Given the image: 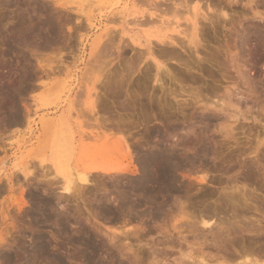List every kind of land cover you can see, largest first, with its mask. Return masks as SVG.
Listing matches in <instances>:
<instances>
[{
  "label": "rangeland",
  "instance_id": "374dc122",
  "mask_svg": "<svg viewBox=\"0 0 264 264\" xmlns=\"http://www.w3.org/2000/svg\"><path fill=\"white\" fill-rule=\"evenodd\" d=\"M159 1L153 2L160 4H157L160 10H168L174 6L169 9L171 12L167 11L169 13L166 15V10H163L165 15L163 11L159 14L161 11L150 7L153 6L152 0H0V166L3 167L0 174V264H11V249L19 251L21 248V253L30 252L37 235L43 236L48 242L49 253L45 259H38L34 264H54L51 260L53 254L61 255L65 260L64 264H86L82 257H78L81 255L78 252L86 254L92 248L94 250L89 253H96V257L98 255L106 264H114V261L116 264H198L202 260L207 264H264V0H188L184 6L181 5L183 7L179 5L180 9L176 4L179 0ZM187 4L190 5L189 9ZM193 7L200 13L198 20L201 19L200 23L197 20V30L200 32L197 31L196 43L199 45L189 44L186 38L182 43L181 38V42L172 43L173 46L162 35L172 33L179 40L175 36L177 33L163 24L162 28L161 22L163 19V23L169 20H179L181 23L185 20L180 28L186 27L192 19L190 12ZM174 9L181 10L180 14L176 12L180 17ZM160 18L163 19L160 21ZM138 20H142V24ZM131 38H137L138 42ZM166 40L167 45L164 44ZM161 51L166 54L163 55ZM156 77H160L166 85L176 88V93L179 85H183L193 96L186 97L185 104L182 102L185 94L177 93L175 98L173 95H165L164 99L163 94L159 95L162 91L154 80ZM109 82L112 87L120 86L123 93L125 89H129L130 95H142L134 99L136 103L127 98L129 100L126 101L131 102L129 105H136L129 107L127 103L128 107L122 111L117 103L123 97H116L108 92ZM151 93L155 97H151L152 108L146 104L148 111L142 110L144 103L148 101L147 95ZM158 96L161 98L160 104L155 103L158 102ZM103 99L113 106L110 109L113 110L112 114L121 110L122 120L127 112L131 114L133 108L132 111H135L132 113L135 115L137 112L138 115L132 114L133 117L127 113L125 119L131 120L135 125L138 123L137 126L134 128V125H124L126 130L131 129L130 133L124 129L125 132L122 125L114 126L111 123L108 127V122L105 126V122L101 124L100 120L94 126L93 122L99 115L98 119L105 117H102L100 108H95L97 104L99 107L100 102L103 103ZM207 102L212 103V106L216 104V110H219L211 111L206 108L208 105L203 104ZM114 105H117L116 108ZM159 105L163 106L161 111ZM138 106L142 107L138 109ZM89 108L91 109L88 110ZM234 113L239 115L236 114V118L228 116ZM143 118L149 119L145 120L148 123ZM91 123L93 124L90 125ZM78 124L81 125L79 132L82 134L78 133ZM99 124L109 130H98L101 127ZM147 124L152 129L165 131V139L170 144L178 142L181 145L180 139L184 136L192 139L203 134L201 138L208 153L200 162L193 161L192 167L190 163L189 169L187 167L177 173V183L181 188L165 196L168 200L160 220L146 219L142 222L145 229L137 231L139 236L128 234L126 237L125 231H134L130 226L133 228L139 225L137 220H131L124 225V218L122 222V217L115 218L112 214L106 218L99 214L92 216L90 213L95 202H90L102 193L100 184L109 189L107 192L114 193L111 187L114 182H124L134 175L93 172L89 177L94 182L78 187L79 193L83 190V199L77 190L78 194L73 192L71 195L61 192L64 179L57 175L53 160L70 167L72 172L83 171L89 164H106L108 160L113 161L109 165H123L128 160L123 156L122 146L117 139L120 142L123 138L134 140ZM100 129L105 134H99ZM100 136L101 139L98 140ZM115 140L117 144L114 143ZM192 145L191 143L190 146ZM109 148H112L111 152ZM194 150L195 148H186L189 154ZM23 168L29 173L27 179L23 178ZM12 174L14 177L17 176L15 174L19 176L14 178ZM42 177L49 180L50 185L46 186ZM18 182L23 186H18ZM241 183L246 184L245 189L236 192ZM19 187L26 190H22V195L18 191ZM28 192L37 195L38 200L42 197L51 202L54 200L56 203L52 202V211L55 209L53 214L58 217L56 219L60 218L57 213L61 214V220L34 222L30 215L32 209L36 206L38 211L35 215L40 214V220L43 207L40 203L32 204L33 200ZM18 195L23 197L17 198ZM19 200L27 204L24 205ZM63 218L66 220L61 224ZM194 220L198 222L195 221L194 224ZM82 236L90 239L93 244L88 251L84 250L85 246L81 243L72 241L80 237L84 239ZM68 257H74L71 259L72 263Z\"/></svg>",
  "mask_w": 264,
  "mask_h": 264
},
{
  "label": "bare ground",
  "instance_id": "6f19581e",
  "mask_svg": "<svg viewBox=\"0 0 264 264\" xmlns=\"http://www.w3.org/2000/svg\"><path fill=\"white\" fill-rule=\"evenodd\" d=\"M154 0H152V5L153 6H150V7H155V9H157V10H159V11H161L159 14H161L162 13V11L163 10H166V9H161L160 10V6H159V8H158V6H157V4L158 5H160L159 3H155V2H153ZM159 1V0H158ZM186 1H188V0H179L176 4H177V6H178V8L180 9L181 7H183L187 2ZM160 2V1H159ZM185 3V4H184ZM189 3V2H188ZM154 4L156 5V6H154ZM162 4V3H161ZM174 4V3H173ZM173 4H171V5H173ZM167 5V4H166ZM179 5L181 6V5H183V6H181V7H179ZM188 6V4L186 5V7ZM190 6V5H189ZM188 6V9L190 8ZM149 7V8H150ZM157 7V8H156ZM170 7V6H169ZM169 7H167V9L169 8ZM174 6H172L171 8H169L170 10L173 8ZM148 8V9H149ZM166 8V7H165ZM177 8V9H178ZM70 9V8H69ZM154 9V10H155ZM169 9L168 10H166L165 11V13L167 12V11H169ZM178 9V10H179ZM183 9L184 8H182V11H183ZM178 10H176L175 11V9L173 10L175 13L178 11ZM192 12H190V11H188V10H184V12H186V11H188V12H190V13H192V19L191 20H189V22L186 24V22L188 21V19L186 20V22H184V24H186L187 26L186 27H182V28H180L181 27V23L183 22V21H185V20H183V21H181V23L179 22V20H176L175 22H174V24H171V22H172V20H171V22H169V21H166V22H164L163 23V21H164V19L163 18H160V21L163 19V21L161 22V25L163 24L164 25V27H166L167 29H172V31L174 30V32H176L177 34L175 35V36H178V38H179V40L178 39H176L177 37H174L173 35H172V33L170 34V35H172V36H170L169 34L167 35H162V37L163 38H166V39H168V42H170L171 44L172 43H178L177 41H180L181 42V38H183V41H182V43L184 42V38H186L187 40L186 41H188V43L189 44H195L196 42H197V40H196V38H197V31H199V30H197V20H198V16H199V14L200 13H197V8L196 7H193L192 8ZM83 11V10H82ZM138 13L139 12H141V11H137ZM143 12V11H142ZM146 12V11H145ZM169 12H171V11H169ZM168 12V13H169ZM179 12V14L181 13V10L180 11H178ZM117 14H121V12H116ZM144 13V12H143ZM142 13V14H143ZM154 13V12H153ZM163 13H164V11H163ZM165 13H164V15H165ZM168 13H166V15L168 14ZM146 15L148 14V13H145ZM149 14H151L150 12H149ZM154 14H156V13H154ZM177 15H178V13H176ZM183 14H185V13H183ZM183 14H181V16L183 15ZM189 14V13H188ZM206 15H207V13H205ZM214 14V13H213ZM157 15V14H156ZM175 15V14H174ZM202 15V14H201ZM200 15V16H201ZM144 16V15H143ZM157 16H161V15H157ZM179 17H180V15H178ZM210 16H211V14H210ZM162 17V16H161ZM178 17V18H179ZM206 16H204V14L202 15V18H204V19H206L205 18ZM207 17H209L208 15H207ZM120 18H122L123 19V16H121ZM146 18H148V17H146ZM187 18V17H186ZM214 18V17H213ZM213 18H211V19H213ZM155 19V18H154ZM208 19V18H207ZM66 20V19H65ZM146 20V22H149V21H147V19H145ZM152 20H153V18H152ZM201 20V19H200ZM200 20H198V22L200 21ZM214 20V19H213ZM213 20H212V22H213ZM137 21V20H136ZM154 21V20H153ZM157 21V20H156ZM46 22V21H45ZM138 22H139V24L141 23L142 24V20H138ZM138 22H136V23H138ZM143 22H145L144 21V19H143ZM150 22H152L151 20H150ZM167 22H169L168 24H166ZM172 22V23H173ZM160 23V22H159ZM200 23V22H199ZM138 24V25H139ZM166 24V25H165ZM160 25V24H159ZM161 25H160V27H161ZM163 25H162V28H163ZM170 25H172V26H170ZM183 25V24H182ZM199 26V25H198ZM189 27V28H188ZM39 28V27H38ZM161 29V28H160ZM38 31V30H37ZM43 31V30H42ZM111 31V30H110ZM159 31V30H158ZM165 31V30H164ZM168 30H166V32H167ZM153 32H156V31H153ZM165 32V33H166ZM200 32V31H199ZM147 33H148V31H147ZM159 33V32H158ZM38 34V33H37ZM40 34V33H39ZM160 34H162V33H160ZM164 34V33H163ZM180 34H182V37H179V35ZM151 34H149V36H150ZM156 35V34H155ZM158 36V35H157ZM153 37V36H152ZM155 37V36H154ZM52 38V37H51ZM54 38V37H53ZM157 38V37H156ZM150 39V38H149ZM148 39V40H149ZM161 39V38H160ZM181 39V40H180ZM131 40L132 41H137V38L135 39V38H131ZM151 40V39H150ZM111 41V40H110ZM138 42V41H137ZM152 42V41H151ZM150 42V43H151ZM155 42V41H154ZM163 40H162V44H163ZM168 42H167V40H166V43H164V44H168ZM179 42V43H180ZM156 43H159V42H156ZM182 43H180L181 45H183ZM145 44V43H144ZM155 44V43H154ZM197 45H199L198 43H196ZM103 45H104V43H103ZM160 45V44H159ZM173 45V44H172ZM257 45V44H256ZM165 45H163V47H164ZM174 46V45H173ZM183 46H185V45H183ZM260 46H261V44H260ZM111 47V46H110ZM150 47V46H149ZM162 47V46H161ZM189 47V46H188ZM196 47H198V46H196ZM259 47V46H258ZM164 48H166V46L164 47ZM163 48V49H164ZM162 49V50H163ZM173 49V48H172ZM101 50V49H100ZM147 52H149V48H147ZM151 50V49H150ZM166 51V50H165ZM102 52H104V51H102ZM155 52V51H154ZM174 52H175V50H174ZM161 53H163L162 51H161ZM172 53V52H171ZM257 53V52H256ZM258 53H259V51H258ZM96 54V53H95ZM157 54V53H156ZM166 54V52H164L163 53V55H165ZM261 54V53H260ZM259 54V55H260ZM102 55V54H101ZM161 55V54H160ZM168 55V54H167ZM175 55V54H174ZM259 55H257V57L259 56ZM262 55H264V54H262ZM95 56V55H94ZM153 56V55H152ZM178 56V55H177ZM97 57V56H96ZM260 57V56H259ZM102 58V57H101ZM166 58H168V56L166 57ZM261 58H263L262 56H261ZM99 59H100V57H99ZM154 60V59H153ZM156 60V59H155ZM262 60V59H261ZM97 61V60H96ZM158 61V60H157ZM95 62V61H94ZM99 62H100V60H99ZM258 62V61H257ZM260 63V62H259ZM154 64H155V61H154ZM159 64H160V62H159ZM159 66V65H158ZM157 66V67H158ZM128 67V66H127ZM148 67L146 66V69H147ZM151 67H149V69H150ZM160 69H162L161 67H159ZM68 70V69H67ZM100 70V69H99ZM166 70H168V69H166ZM166 70H164V71H166ZM53 71V70H52ZM145 71V70H144ZM148 71H150V70H148ZM48 72H50V71H48ZM100 72V71H99ZM129 72V71H128ZM158 72V71H157ZM130 73V72H129ZM133 73V72H132ZM146 73H147V71H146ZM162 73V72H161ZM166 73H167V71H166ZM178 73V72H177ZM148 74V73H147ZM156 74H158V73H156ZM168 74H169V72H168ZM167 74V75H168ZM146 75V74H145ZM150 75V74H149ZM155 75V74H154ZM159 75V74H158ZM165 75V74H164ZM44 76V75H43ZM171 77V76H170ZM157 78V79H156ZM154 80H156V84H158V88H160V90L162 91L161 92V94H159V95H162V97H164L165 95L166 96H168V95H173V97L175 98V97H177V96H175V95H177V93H178V95H182V94H185L186 96H185V98H183L182 99V102L185 104V101H186V97H189V96H191L192 94L190 93V91H187V89L186 88H184L183 87V85H179V87H178V92L176 93V88H174V87H171V85L170 86H168V85H166L165 83H163L162 82V80H161V78L159 77H156ZM26 79V78H25ZM90 80V79H89ZM108 80V79H107ZM183 80H184V78H183ZM116 81H114V83H115ZM158 82V83H157ZM110 83V82H109ZM165 84V85H164ZM110 85H111V83H110ZM108 86V88L110 89H108V92L110 91L112 94H114L115 96L117 95L118 97H123L122 98V100L120 99V98H117L118 100H121L120 101V103H117V102H115V100L113 101V102H115V104L117 103V104H120V105H116L117 107H119V109L121 108L122 109V111H124V109H126L127 107H128V105H129V102L130 101H126V99L127 98H129V99H131V100H133V101H131V102H134V103H136L135 101H134V99H136V97L138 98V96H140V95H142L141 93H140V95H138V94H131L130 95V93L128 92V90L129 89H125L124 90V93L122 92V90H121V87L120 86H118V85H116V86H114V87H112V85L111 86ZM94 86V85H93ZM141 86V85H140ZM145 86V85H144ZM81 87V86H80ZM83 87V86H82ZM142 87V86H141ZM146 87V86H145ZM149 87V86H148ZM155 87V86H154ZM95 88V87H94ZM104 88H106V87H104ZM92 89H93V87H92ZM123 89V88H122ZM148 89V88H147ZM157 89V88H156ZM186 89V90H185ZM82 90H83V88H82ZM81 90V91H82ZM94 90V89H93ZM107 90V89H106ZM105 91V90H104ZM130 91V90H129ZM159 91V90H158ZM88 92H90V91H88ZM93 92V91H92ZM107 92V91H106ZM107 92V93H108ZM141 92V91H140ZM143 92V91H142ZM82 93V92H81ZM104 93V92H103ZM106 93V94H107ZM124 95H123V94ZM193 93V92H192ZM110 94V93H109ZM82 95V94H81ZM90 95H92V94H90ZM153 94L151 93V94H149V95H147V98H148V101L146 102V103H144L145 104V109H144V107H142V106H140V108L142 107L143 109L142 110H147L146 108H148V107H151V105H152V101H151V97H153L152 96ZM158 95V94H157ZM156 95V96H157ZM227 95V94H226ZM116 96V97H117ZM149 96V97H148ZM193 96V95H192ZM191 96V97H192ZM100 97V96H99ZM108 97V96H107ZM131 97H134V98H131ZM142 97H144V96H142ZM146 97V96H145ZM95 98V97H94ZM98 97H96V99H97ZM112 98V97H111ZM140 98V97H139ZM146 98V99H147ZM153 98H155V97H153ZM152 98V100H154ZM159 98H160V96H158V99H156L158 102H155V103H158V104H160V101H159ZM229 98V97H228ZM107 99V98H106ZM109 99V98H108ZM107 99V100H108ZM129 99H127V100H129ZM141 99V98H140ZM161 99V98H160ZM164 99H165V97H164ZM167 99V98H166ZM222 99V98H221ZM221 99H219V100H221ZM95 100V99H94ZM100 100V99H99ZM104 100V99H103ZM179 100H181V98L179 99ZM223 100V99H222ZM97 101V100H96ZM137 101V100H136ZM139 101V100H138ZM164 101V100H163ZM166 101V100H165ZM225 101V100H224ZM93 102H95V101H93ZM97 102H99V101H97ZM103 103L101 104V102H100V105H99V107H97V105H96V109L97 108H100V110L103 112V116L102 117H104V119H98V118H100L99 116H98V118H96V116H95V118H96V122L94 121L93 123H94V126H95V123H97V120L99 121L100 120V122H101V124L103 123V121L105 122V126L106 125H108L107 124V122L109 123V126L108 127H110V124L112 123L114 126H121L122 125V128H123V130L126 128V126L127 125H131L132 127H133V125H134V128L137 126V124L138 123H136V125H135V123H132V121L130 120H128L127 121V119H125V116H126V118H127V110L125 111V112H127L125 115L122 113V115H124L123 117H124V120L126 121V122H122V121H124V120H122L121 119V110L119 111V112H116V113H111L112 111L110 110V109H113V106L111 105V103L109 104L108 102V104L105 102V100L104 101H102ZM130 102V103H131ZM142 102V101H141ZM144 102V101H143ZM152 102V103H151ZM167 102V101H166ZM165 102V103H166ZM220 102V101H219ZM227 102V101H226ZM128 103V105L126 106V104ZM208 103V102H207ZM204 103L203 105H208V106H206V108H208V109H211V111L212 110H216V104H214V106H212L211 104L212 103ZM217 103V102H216ZM95 104V103H94ZM146 104H148L147 106L148 107H146ZM169 104V103H168ZM177 104V103H176ZM219 104V103H218ZM221 104V103H220ZM223 104V103H222ZM111 105V106H110ZM136 105V104H135ZM135 105H133V104H131V105H129V107H133V106H135ZM182 105V104H181ZM94 106V105H93ZM115 106V105H114ZM116 106L114 107V108H116ZM156 106H157V104H156ZM160 107H159V109L160 108H162L163 106L162 105H159ZM178 106V105H177ZM223 106V105H222ZM231 106V105H230ZM169 107V106H168ZM171 107V106H170ZM173 107V106H172ZM181 107V106H180ZM95 108H92V109H95ZM139 108V106H138V109H140ZM152 108V107H151ZM150 108V109H151ZM175 108V107H174ZM179 108V107H178ZM206 108H204L205 110H206ZM218 108H221V107H218ZM224 108V107H223ZM91 108H89L88 110H90ZM172 109V108H171ZM203 109V110H204ZM207 109V110H208ZM87 110V109H86ZM98 110V109H97ZM117 111H118V109H116ZM132 110H133V108H132ZM130 111V113L131 114H129V116L131 115V116H133L134 115V113H132V112H134V111ZM182 110V109H181ZM219 110V109H218ZM218 110H216V111H218ZM221 111H222V109H220ZM92 111V110H91ZM90 111V112H91ZM148 111V110H147ZM159 111H161V109L159 110ZM236 111V110H235ZM78 112V111H77ZM124 112V113H125ZM154 112V111H153ZM163 112V111H162ZM165 112V111H164ZM223 112H225V111H223ZM87 113V112H86ZM85 113V114H86ZM93 113V115H95L94 114V111L92 112ZM95 113H96V111H95ZM99 113V112H98ZM139 113V112H138ZM170 113V112H169ZM80 114V113H79ZM100 114V113H99ZM133 114V115H132ZM140 114V113H139ZM142 114V113H141ZM140 114V115H141ZM147 114V113H146ZM150 114V113H149ZM155 114V113H154ZM161 114V112L159 113V115ZM173 114V113H172ZM183 114V113H182ZM237 114V113H236ZM236 114L234 113L233 115L232 114H229L228 116L231 118H233V117H235L236 116ZM244 114V113H243ZM82 117H84L83 116V114H80ZM101 115H102V113H101ZM110 115V116H109ZM113 115V116H112ZM136 116L138 115L137 114V112H136V114H135ZM134 115V116H135ZM142 115H144V114H142ZM227 115V114H226ZM239 114H237V116H238ZM240 115H242V114H240ZM112 116V117H111ZM128 116V117H129ZM133 116V117H134ZM161 116V115H160ZM163 116V115H162ZM169 117H170V115H168ZM207 117H208V115H206ZM212 116V115H211ZM243 117H244V115H242ZM26 117V116H25ZM86 117H87V115H86ZM101 117V118H102ZM108 117H110V118H108ZM213 117V116H212ZM211 117V118H212ZM62 118H64L65 119V117H62ZM107 118V119H106ZM140 118V117H139ZM147 118V117H146ZM146 118L144 119V121L146 120ZM149 118V117H148ZM155 118H156V116H155ZM210 118V117H209ZM228 118V117H227ZM236 118V117H235ZM25 119V118H24ZM64 119H62V120H64ZM93 119V118H92ZM142 119V120H143ZM159 119V118H158ZM157 119V120H158ZM161 119H162V117H161ZM160 119V120H161ZM229 119V118H228ZM83 120V119H82ZM81 120V121H82ZM94 120V119H93ZM147 120H149V119H147ZM146 120V121H147ZM39 121V120H38ZM45 121H46V119H45ZM65 121V120H64ZM64 121H62V123L64 122ZM145 121V122H146ZM24 122V121H23ZM47 122V121H46ZM127 122H131V124L130 123H128L127 124ZM136 122V121H135ZM144 122V123H145ZM50 123V122H49ZM66 122H64V124L63 125H66L65 124ZM93 123H91L90 125H92ZM126 123V124H125ZM143 123V124H144ZM146 123H148V122H146ZM71 124V123H70ZM101 124H99V126L101 125ZM141 124V123H140ZM47 125V124H46ZM50 126H51V124H49ZM49 125H48V127H49ZM82 125L84 126V122L82 123ZM89 125V124H88ZM124 125H126V126H124ZM61 126V125H60ZM67 126V125H66ZM69 126V125H68ZM102 126L103 125H101V127H96L98 130H99V128H101V129H104V128H102ZM104 126V127H105ZM124 126V127H123ZM130 126V127H131ZM141 126V125H140ZM188 126V125H187ZM42 127V126H41ZM72 127V126H71ZM71 127H69V128H71ZM76 127H77V125H76ZM108 127H107V129H104L103 131H106V130H109L108 129ZM130 127H129V129H130ZM175 127V126H174ZM66 128H68V127H66ZM78 133H81L82 134V132H79V128H81V125L80 124H78ZM111 128H112V130H113V127H112V125H111ZM116 128V127H115ZM122 128H120V127H118V129H122ZM128 128V127H127ZM142 128V127H141ZM190 128V127H189ZM82 129V128H81ZM100 129V132H98L99 134L101 133H103V131ZM117 129V128H116ZM159 129V128H158ZM157 128L156 129H152V128H150L149 126H148V124L147 125H144L143 126V130H142V132L139 134V136L137 135V137H134L133 135H131V134H133L132 132H131V134H130V136H133L135 139L132 141H130V136L128 137V138H130L129 140H127V138H123V139H121V138H119V140L121 139V142L122 143H124V144H120L121 142L120 141H118V139H117V142H118V144L120 145V146H122L121 147V149H122V151H123V156H126V159L128 160L127 161V163H125V164H123V165H119L118 163H117V165H119V166H113V165H109L108 163H111V162H113V161H107L106 162V164L104 163V164H97V165H90L89 164V166L88 167H86L85 168V166H84V168H85V170H83V171H77V172H72L71 171V169H70V167H68V166H62V165H60L58 162H57V160H53L54 161V166H55V170H56V173H57V175H61V177H63V179H64V181H63V185H62V191L61 192H63L64 194L65 193H67V194H72L73 192H76V190L78 191L79 190V188H80V186L81 187H83V185L84 186H86V184H88V183H92V182H94L89 176H90V174H93V172H101V173H103V174H115V173H130V174H132V175H134V177L133 178H130V179H127L126 181H124V182H121V181H116V182H114L113 184H112V188H113V192L115 193H110V192H107L109 189H107V187L104 185V184H100L99 185V187H100V192H102V193H99V196L97 197L96 195H95V197H97V199L96 200H91V202L90 203H93V202H95V204L93 205L94 207H92V209H91V213H90V215H94L95 217H96V215H98L99 214V216H101V217H103V218H106L108 215H110V214H112V215H114V217L115 218H120L121 219V217H122V222H123V218H124V225L127 223V222H129V221H135V220H137L138 222H139V225H135V226H133V228H132V226H130V228L131 229H133L134 231H131V230H129L132 234H130V232L129 233H127L128 232V230L127 231H125V233H124V231H123V233L125 234V236L127 237L128 236V234H129V236L130 235H137L138 233H137V231L138 230H144L145 228L143 227V223L142 222H145L144 220H146V219H148V220H155V219H158L159 217H161V216H163L162 215V212L164 211V205L167 203V200L168 199H165V198H167V197H165L166 195H167V193H170V192H173V191H178V190H180V188L181 187H179V184L177 183L179 180H178V177H177V173L181 170V169H184V168H187L189 165H190V163H191V167H192V162L194 161V162H196V161H198V162H200V160L201 159H203L204 157L203 156H205L207 153H208V148H207V146H205V142H203V140H202V135L200 136V135H198L196 138H192V139H189L190 137H188V138H182V139H180V141H181V145H179V144H170L169 142H168V140L167 139H165V136H167V133L165 132V131H161V130H158ZM172 129V128H171ZM47 130V129H46ZM66 129H64V131H65ZM120 130L118 131V132H120ZM126 130V129H125ZM124 130V131H125ZM45 131V130H44ZM63 131V132H64ZM67 131H68V129H67ZM72 131V130H71ZM82 131V130H81ZM116 131V130H115ZM126 131H129L128 133H130V131H131V129L130 130H126ZM125 131V132H126ZM137 131V130H136ZM168 131V130H167ZM70 132V131H69ZM75 132V131H74ZM97 132H96V134H97ZM107 132V131H106ZM110 133H111V130L109 131ZM112 132H114V131H112ZM73 133V132H72ZM71 133V134H72ZM115 133H117V132H115ZM166 133V134H165ZM168 133H171V132H168ZM200 133V132H199ZM67 134H68V132H67ZM84 134V133H83ZM103 134H105V133H103ZM112 134V133H111ZM110 134V135H111ZM173 133H171V135H172ZM201 134V133H200ZM80 135V134H79ZM108 135V134H107ZM115 135V134H114ZM113 135V136H114ZM118 135V134H117ZM120 135V134H119ZM124 135H128V134H124ZM169 135V134H168ZM68 136V135H67ZM67 136H65V138H67ZM83 136V135H82ZM94 136H95V134H94ZM136 136V135H135ZM149 136H150V138H151V140H150V138H149ZM89 137V136H88ZM103 137V136H102ZM105 137V136H104ZM115 137V136H114ZM126 137V136H125ZM171 137V136H170ZM169 137V138H170ZM175 137V135L173 136V138ZM192 137V136H191ZM107 138V137H106ZM106 138H104V139H106ZM168 138V139H169ZM172 138V139H173ZM68 139V138H67ZM67 139H66V141H67ZM101 139V136H100V138L98 139V140H100ZM109 139H111V138H109ZM196 139V140H195ZM108 140V139H107ZM191 140H195L194 142H192ZM105 141V140H104ZM109 141V140H108ZM108 141H106V142H108ZM103 142V141H102ZM117 142H116V140H115V142L114 143H116L117 144ZM120 142V143H119ZM68 143H69V141H68ZM71 143V142H70ZM193 144L192 146H190V144ZM68 145V144H67ZM100 145V144H99ZM114 145V144H113ZM98 146V145H97ZM110 146V145H109ZM115 146V145H114ZM117 147H118V145H116ZM119 146V147H120ZM179 146H181V149L179 148ZM104 147V146H103ZM107 146L105 145V148H106ZM187 147H191V148H195V150H194V152L192 153V154H189V153H187L186 152V148ZM96 148V147H95ZM98 148V147H97ZM96 148V149H97ZM96 149H94V150H96ZM99 149V148H98ZM112 149V148H111ZM111 149L109 148V150H110V152H111ZM116 149V148H115ZM180 149V150H179ZM104 150V149H103ZM119 150V148H117V151ZM116 151V150H115ZM120 151V150H119ZM121 151V152H122ZM120 152V153H121ZM210 152V151H209ZM113 153V152H112ZM117 153V152H116ZM115 153V154H116ZM120 153H118L119 155H120ZM95 154V153H94ZM93 154V155H94ZM92 155V156H93ZM117 156V155H116ZM122 158V157H121ZM94 160V159H93ZM96 160V159H95ZM94 160V161H95ZM120 160V159H119ZM98 161V160H97ZM101 161V160H100ZM24 162V161H23ZM22 162V163H23ZM93 162V161H92ZM102 163H103V161H101ZM115 162V161H114ZM117 162H119L120 163V161H117ZM126 162V161H125ZM133 162H135V164L133 163ZM93 163H95V162H93ZM2 164V162L0 161V165ZM52 164V165H53ZM92 164V163H91ZM108 164V165H107ZM28 166V165H27ZM35 166V165H34ZM195 166V165H194ZM201 166V165H200ZM205 167H206V164L204 165ZM1 167L2 166H0V174H1ZM205 167H203V168H205ZM3 168V167H2ZM203 168H201V169H203ZM27 169V168H26ZM29 169H31V168H29ZM83 169V168H82ZM188 169H189V167H188ZM187 169V170H188ZM22 170V169H21ZM23 174H24V177L23 178H25L26 177V179L28 178L27 176H29V173H28V171L26 172V170L23 168ZM28 170V169H27ZM49 170V169H48ZM207 170H209V169H207ZM18 171V170H17ZM202 171V170H201ZM204 171V170H203ZM22 172V171H21ZM11 173H12V171H11ZM15 173V172H14ZM19 173V172H18ZM44 173V172H43ZM184 173H186V172H184ZM21 174V173H20ZM23 174L21 175V176H23ZM33 174V173H32ZM100 174V173H99ZM15 175H17V176H19L18 174H15ZM30 175H31V171H30ZM121 175V174H120ZM186 175V174H185ZM7 176H8V174H7ZM6 176V177H7ZM10 176V175H9ZM16 176V177H17ZM56 176V175H55ZM2 177V176H1ZM12 177H14V175L12 174ZM16 177H14V178H16ZM48 177H49V175H48ZM53 177V176H52ZM74 177V178H73ZM110 177V176H109ZM18 178V177H17ZM37 178V177H36ZM35 178V179H36ZM46 178H47V176H46ZM2 179V178H1ZM0 179V180H1ZM13 179V178H12ZM11 179V180H12ZM20 179V178H19ZM19 179H17V180H19ZM25 179V180H26ZM42 179H43V181H44V179L45 178H43L42 177ZM49 179H53V178H49ZM24 180V181H25ZM41 180V179H40ZM53 180H55V177H54V179ZM58 180H60L59 178H58ZM115 180H116V178H115ZM121 180V179H120ZM245 180H246V178H245ZM8 181V180H7ZM28 181V180H27ZM46 181V182H45ZM45 181H44V183H46V186L50 183V181L49 180H46L45 179ZM61 181V180H60ZM77 181V182H76ZM95 181H97V180H95ZM1 182V181H0ZM9 182V181H8ZM16 182V181H15ZM38 182H41V181H38ZM48 182V183H47ZM52 182V181H51ZM55 182H58L57 180L55 181ZM14 183V182H13ZM44 183H43V185H44ZM103 183H105V182H103ZM18 184H19V182H18ZM23 183H21V185H22ZM26 184H27V182H26ZM52 184V183H51ZM75 184V185H74ZM99 184V183H98ZM9 185V184H8ZM50 185V184H49ZM79 185V186H78ZM90 185H93V184H90ZM106 185H108V184H106ZM237 185V184H236ZM246 184H243V183H241V186H238V188H239V190H236V189H238L237 188V186H236V189L235 188H233L234 190H236V192L237 191H240V190H243V189H245V186ZM18 186H20V184L18 185ZM18 186L16 187V188H18ZM23 186V185H22ZM22 186H20V187H22ZM31 186V185H30ZM249 186V185H248ZM247 186V187H248ZM14 187V186H13ZM20 187H19V189H20ZM79 187V188H78ZM97 187V186H96ZM251 187H253V186H251ZM8 188V187H7ZM11 188V187H10ZM15 188V187H14ZM15 188V189H16ZM27 188H29L30 189V187H27ZM36 188V187H35ZM50 188V187H49ZM91 188V187H90ZM90 188H88V189H90ZM25 188L23 187V188H21L20 190H18V191H21V195L23 194L22 192L24 191H26V190H24ZM29 189H27V190H29ZM44 189V188H43ZM47 189V188H46ZM45 189V190H46ZM99 189V188H98ZM97 189V190H98ZM111 189V188H110ZM1 190V189H0ZM11 190H14V189H11ZM23 190V191H22ZM36 190V189H35ZM42 190V189H41ZM44 190V193L46 192ZM233 190V191H234ZM253 189H251V191H252ZM32 191H33V189H32ZM48 191V190H47ZM95 191H96V189H95ZM95 191H93V192H95ZM185 191V190H184ZM231 191H232V188H231ZM230 191V192H231ZM254 191V190H253ZM43 192V191H42ZM49 192V191H48ZM82 192H83V190H81V193H79V191H78V193L81 195L82 194ZM77 192H76V194H78ZM239 193V192H238ZM28 194H30V198L33 200V201H31V202H33L32 204H34L35 203V205H37V204H41V206L43 207V209H42V211H41V219L39 220V215L37 214V216H38V218H37V216L35 215L36 214V211H38V209L36 208V206H35V208L34 209H32L33 211H32V214H30L32 217H31V219H33V221L34 220H38L37 222H41V221H43V222H48V221H50L51 219H54V221H57V220H59L60 218H62L60 215L61 214H59V213H57V215H59V219H56V218H58L57 216L55 217V214H53V212L55 211V209H54V211H52V202H54V203H56L54 200H52L51 198V200H52V202L50 201V200H48V199H44V197H42L40 200H38L39 198H38V196L37 195H35V194H33V193H29L28 192ZM66 194V195H67ZM97 194V193H96ZM21 195H20V197H19V195L18 196H16L17 198H22L21 197ZM27 195V194H26ZM79 195V196H80ZM83 195H84V193H83ZM93 195V194H92ZM184 195V194H183ZM28 196V195H27ZM78 195H76V197H77ZM78 196V197H79ZM94 196V195H93ZM228 197H229V195H227ZM226 196V197H227ZM15 197V198H16ZM48 197V196H47ZM47 197H45V198H47ZM50 197V196H49ZM57 197V196H56ZM63 197H65V195L63 196ZM80 197H82V195L80 196ZM85 197V196H84ZM84 197H82L83 199H84ZM88 197V196H87ZM91 197V196H90ZM225 197V198H226ZM233 197V196H232ZM17 198H16V200H17ZM60 198V197H59ZM93 198V199H94ZM160 198V199H159ZM224 198V197H223ZM222 198V199H223ZM12 199V198H11ZM13 199H14V197H13ZM65 199V198H64ZM87 199V198H86ZM89 199V198H88ZM238 200V199H237ZM248 200V199H247ZM250 200V199H249ZM14 201V200H13ZM19 201H21V200H19ZM59 201V200H58ZM223 201V200H222ZM226 201H227V199H226ZM253 201H255V200H253ZM257 201V200H256ZM22 203H24V205H26L25 204V201H21ZM31 202H30V204H31ZM217 202V201H216ZM242 202V201H241ZM53 203V204H54ZM219 203H221V202H218V204ZM14 204V203H13ZM20 204V203H19ZM60 204V203H59ZM86 204V203H85ZM253 205H254V203H252ZM260 204V203H259ZM18 205V204H17ZM17 205H16V207H17ZM23 205V206H24ZM88 205V204H87ZM91 205V204H90ZM235 205V204H234ZM238 205V204H237ZM239 205H240V203H239ZM238 205V206H239ZM243 205V204H242ZM248 205V204H247ZM22 206V207H23ZM40 206V208H42ZM63 206V205H62ZM244 206H245V204H244ZM250 206H251V204H250ZM19 207V206H18ZM33 207H34V205H33ZM87 207V206H86ZM234 207H236V206H234ZM19 208H21V207H19ZM217 208V207H216ZM22 209V208H21ZM75 209V208H74ZM166 209V208H165ZM208 209V208H207ZM213 209V208H212ZM258 209V207H256V210ZM40 210V209H39ZM88 210H89V207H88ZM168 209H166V211H167ZM213 211V210H212ZM250 211H251V209H250ZM261 211V210H260ZM35 212V213H34ZM40 212V211H39ZM67 212V211H66ZM65 212V213H66ZM254 212H256V211H254ZM259 212V211H258ZM38 213V212H37ZM166 213V212H165ZM168 213V212H167ZM238 213V212H237ZM206 214V213H205ZM207 214H208V212H207ZM236 214V213H235ZM28 215V214H27ZM199 215V214H198ZM216 215V214H215ZM233 215V214H232ZM240 215V214H239ZM5 216V215H4ZM234 216V215H233ZM247 216V215H246ZM68 217V216H67ZM237 217V216H236ZM235 217V218H236ZM88 218V217H87ZM109 218H110V216H109ZM111 218H112V216H111ZM164 218V217H163ZM234 218V217H233ZM30 219V218H29ZM89 219V218H88ZM187 219V218H186ZM239 219V218H238ZM237 219V220H238ZM61 220V219H60ZM59 220V221H60ZM66 220V219H65ZM64 220V218L62 219V221L60 222L61 224H62V222H64L65 221ZM69 220V219H68ZM112 220V219H111ZM159 220H160V218H159ZM188 220V219H187ZM229 220V219H228ZM52 221V220H51ZM162 221V220H161ZM185 221V220H184ZM189 221V220H188ZM188 221H187V223H188ZM192 221V220H191ZM195 221H197L198 222V220H194V224H195ZM35 222V221H34ZM67 222V221H66ZM118 222V221H117ZM200 222V221H199ZM135 223V222H134ZM159 223V222H158ZM186 223V222H185ZM253 223V222H252ZM56 224V223H55ZM64 224V223H63ZM188 224H190V223H188ZM192 224V223H191ZM200 224V223H199ZM234 224V223H233ZM245 224V223H244ZM31 225V224H30ZM185 225V224H184ZM11 226H14L13 224H11ZM159 226V225H158ZM194 226V225H193ZM33 227V226H32ZM162 227V226H161ZM203 227V226H202ZM159 228V227H158ZM197 228V227H196ZM196 228H194V229H196ZM198 229V228H197ZM212 229V228H211ZM214 229V228H213ZM216 229V228H215ZM250 229V228H249ZM12 230H13V228H12ZM16 230V229H15ZM243 230V229H242ZM251 230H252V228H251ZM199 231V230H198ZM246 231V230H245ZM122 232V231H121ZM120 232V233H121ZM142 232V231H141ZM193 232V231H192ZM195 232V231H194ZM200 232V231H199ZM122 233V234H123ZM160 233V232H159ZM198 233V232H197ZM211 233H212V231H211ZM216 233V232H215ZM40 234V233H39ZM119 234V233H118ZM140 234V233H139ZM196 234V233H195ZM115 235V234H114ZM113 235V236H114ZM137 236H139V235H137ZM82 237H84V236H82ZM81 238V237H80ZM80 238H76V239H73L72 241L73 242H79V243H81V245H84L85 246V248H84V250H86V251H88L89 250V248H92V246H93V244H92V242L90 241V239H85V237H84V239H80ZM0 239H2L1 237H0ZM13 239V238H12ZM32 239V238H31ZM94 239V238H93ZM34 240H35V242H33L32 244H34V245H32V248H31V251L30 252H25L24 253V251H23V253H21L20 252V250H22L21 248H20V250L18 251V250H12L11 249V264H34L35 262H37V260L38 259H41V260H43V258L45 259V256H47L48 255V253H49V250H48V242H46V240L43 238V236H41V235H37L35 238H34ZM92 240V239H91ZM167 240V239H166ZM14 242H16V241H14ZM13 244V243H12ZM11 244V246H13ZM31 244V243H30ZM95 244V243H94ZM15 246H17V245H15ZM96 246V245H95ZM79 248V247H78ZM95 248V247H94ZM17 249V248H16ZM88 249V250H87ZM98 248H97V246H96V250H97ZM84 250H82V248H81V251H84ZM94 249L92 248V249H90V251L89 252H91L92 253V251H93ZM85 251V252H86ZM89 252H87V253H89ZM95 252H97V251H95ZM81 254V255H78V257H82V259H84V261H85V263L87 264H106V263H103L99 258H98V255H97V257H96V253L94 254H91V253H89V254H84V252H78V254ZM151 253V252H150ZM53 254V253H52ZM77 254V253H76ZM10 255V254H9ZM52 256V259L51 260H53L54 261V264H56V263H60V264H64L65 262V260L62 258V257H60L59 256V254H57V255H55V254H53V255H51ZM71 256V255H70ZM73 256H75V255H73ZM77 256V255H76ZM75 256V257H76ZM4 257V256H3ZM77 257V259H79L80 260V258H78ZM8 259L10 258V257H7ZM6 258V259H7ZM68 258H70V257H68ZM72 258H74V257H71L70 259H68L69 261H71V263H72ZM5 259V258H4ZM66 259H67V257H66ZM72 259V260H71ZM81 259V260H82ZM203 259V258H202ZM8 261V260H7ZM39 261V260H38ZM75 261V260H74ZM77 261V260H76ZM83 261V260H82ZM84 261H83V263H84ZM205 261V260H204ZM56 262V263H55ZM239 263V262H238ZM48 264H52V263H48ZM110 264V263H109ZM114 264H116V261H114ZM117 264H118V262H117ZM198 264H207L206 263V261L205 262H203V260L200 262V263H198ZM240 264V263H239Z\"/></svg>",
  "mask_w": 264,
  "mask_h": 264
}]
</instances>
